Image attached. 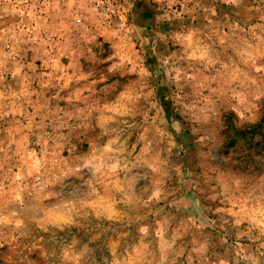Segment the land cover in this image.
Wrapping results in <instances>:
<instances>
[{
  "label": "rangeland",
  "instance_id": "1",
  "mask_svg": "<svg viewBox=\"0 0 264 264\" xmlns=\"http://www.w3.org/2000/svg\"><path fill=\"white\" fill-rule=\"evenodd\" d=\"M0 264H264V0H0Z\"/></svg>",
  "mask_w": 264,
  "mask_h": 264
}]
</instances>
